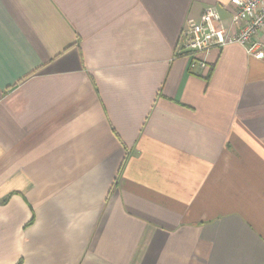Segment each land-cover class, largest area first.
I'll return each instance as SVG.
<instances>
[{"label":"crops","instance_id":"0c3cea01","mask_svg":"<svg viewBox=\"0 0 264 264\" xmlns=\"http://www.w3.org/2000/svg\"><path fill=\"white\" fill-rule=\"evenodd\" d=\"M230 1L0 0V264H264V57L179 51Z\"/></svg>","mask_w":264,"mask_h":264},{"label":"built area","instance_id":"2783aa9c","mask_svg":"<svg viewBox=\"0 0 264 264\" xmlns=\"http://www.w3.org/2000/svg\"><path fill=\"white\" fill-rule=\"evenodd\" d=\"M233 12L227 26L218 5L204 8L198 18L186 20L179 51L190 69L208 67V57L214 48L238 43L250 55L264 57V45L257 39L264 30V0H231Z\"/></svg>","mask_w":264,"mask_h":264}]
</instances>
